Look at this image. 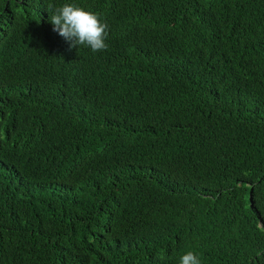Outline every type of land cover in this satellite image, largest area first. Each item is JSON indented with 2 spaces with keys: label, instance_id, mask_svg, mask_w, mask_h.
<instances>
[{
  "label": "trees",
  "instance_id": "16d2710c",
  "mask_svg": "<svg viewBox=\"0 0 264 264\" xmlns=\"http://www.w3.org/2000/svg\"><path fill=\"white\" fill-rule=\"evenodd\" d=\"M189 251L264 264V0H0V264Z\"/></svg>",
  "mask_w": 264,
  "mask_h": 264
},
{
  "label": "clouds",
  "instance_id": "9594fccd",
  "mask_svg": "<svg viewBox=\"0 0 264 264\" xmlns=\"http://www.w3.org/2000/svg\"><path fill=\"white\" fill-rule=\"evenodd\" d=\"M49 22L52 31L62 37L70 49L84 46L97 52L107 48L105 40L108 35V25L102 23L92 12L73 4H64L52 10ZM180 264H200V261L193 252L189 251L181 256Z\"/></svg>",
  "mask_w": 264,
  "mask_h": 264
}]
</instances>
